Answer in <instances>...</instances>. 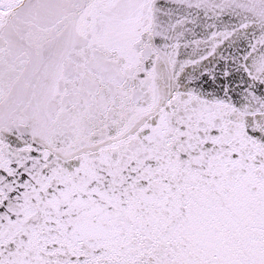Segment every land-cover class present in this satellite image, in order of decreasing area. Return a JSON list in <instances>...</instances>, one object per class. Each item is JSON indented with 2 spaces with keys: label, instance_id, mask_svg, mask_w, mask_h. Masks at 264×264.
Listing matches in <instances>:
<instances>
[{
  "label": "snow or ice",
  "instance_id": "snow-or-ice-1",
  "mask_svg": "<svg viewBox=\"0 0 264 264\" xmlns=\"http://www.w3.org/2000/svg\"><path fill=\"white\" fill-rule=\"evenodd\" d=\"M0 264H264V0H0Z\"/></svg>",
  "mask_w": 264,
  "mask_h": 264
}]
</instances>
